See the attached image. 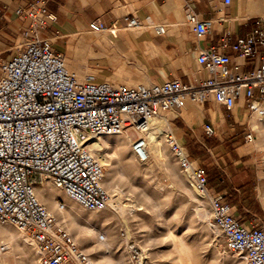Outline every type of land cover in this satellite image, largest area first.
<instances>
[{
	"label": "built area",
	"instance_id": "1",
	"mask_svg": "<svg viewBox=\"0 0 264 264\" xmlns=\"http://www.w3.org/2000/svg\"><path fill=\"white\" fill-rule=\"evenodd\" d=\"M187 10V23L196 36L208 33L211 20L198 17L189 6ZM16 12L30 23L15 52L0 60V224L33 242L39 264H89L87 254L39 201L36 189L50 183L86 211L105 210L109 196L102 186L103 166L89 148L96 138L131 135L132 153L144 162L145 137L153 120L187 102L202 104L214 98L228 110L242 102L249 116L264 117V30L259 25L249 36L235 38L228 32L218 46L199 49L196 62L207 78L197 84L168 79L132 85L97 81L92 74L75 77L65 55L53 49L50 38L40 36L57 20L46 0ZM123 22L129 29L139 27L135 17L125 16ZM89 28L113 35L117 29L95 22ZM154 29L158 34L165 31L163 25ZM228 50L250 67L243 69ZM204 131L212 136L215 128L206 124ZM162 133L180 167L189 172L193 188L208 197L227 250L241 264H264V229L242 223L223 200L225 194L208 188L205 168L171 130ZM254 133L255 128H249L245 142L253 141ZM58 208L64 210L65 203L58 202ZM127 249L133 264L143 263L145 255L138 246L127 243ZM5 250L0 241V252Z\"/></svg>",
	"mask_w": 264,
	"mask_h": 264
},
{
	"label": "crops",
	"instance_id": "2",
	"mask_svg": "<svg viewBox=\"0 0 264 264\" xmlns=\"http://www.w3.org/2000/svg\"><path fill=\"white\" fill-rule=\"evenodd\" d=\"M41 1L0 0V60L11 56L8 51L15 52L14 48L30 23L25 15L16 11ZM46 5L57 20L41 30L40 36L51 39L53 49L65 54L77 75L83 74L78 65L92 63L99 67L98 70L90 69L99 75L97 80L114 83L140 80L156 83L178 79L197 84L207 78L205 69L196 62L199 49L218 46L221 37L228 32L236 38L249 36L258 25L264 30V0H230L229 3L225 0H46ZM187 6L198 17L211 20L208 33L196 36L187 23ZM125 16L135 17L139 27L126 28ZM94 22L105 27L115 25L117 30L114 35L100 32L104 35L88 41L86 33L91 31L89 25ZM156 25L164 26L163 34L156 33ZM227 52L233 61L243 65V69L250 67L245 59L229 50ZM224 113L230 120V131L239 126L246 133L252 127V116L242 102L228 110L218 105L214 98L202 104L187 102L184 107L168 110L165 116L173 126L176 124L174 135L181 142L188 141L197 149L206 148L207 144L210 152H224L222 144L216 147L208 144L212 141L206 139L211 136L204 131V126L211 124L215 128L212 136H215V126L226 123ZM228 146L229 153L220 158L222 181L225 182L221 190L225 194L223 200L232 207L233 214L240 221L248 226L255 225L262 221V213L264 215V193L254 195L252 190H247L248 181L242 182L243 171L249 172L252 178L253 170L247 171L255 162L250 156L252 147L248 142ZM231 194L239 195L233 198Z\"/></svg>",
	"mask_w": 264,
	"mask_h": 264
},
{
	"label": "rangeland",
	"instance_id": "3",
	"mask_svg": "<svg viewBox=\"0 0 264 264\" xmlns=\"http://www.w3.org/2000/svg\"><path fill=\"white\" fill-rule=\"evenodd\" d=\"M97 34L98 36L104 35V33ZM8 52L12 53V50ZM66 62L68 64V70L77 77L76 72L72 70L74 65L70 64L67 58ZM78 66L83 70L81 76L92 74L96 80L97 77H99V75L96 76L92 73L93 69H99V67H95L92 63ZM137 83L147 82L140 80L134 81L131 84L135 85ZM164 118L168 119L167 116H164ZM225 119V124L218 127L215 126L217 134L206 139L212 141V143L208 144H212L214 147L222 144L224 152L220 150L210 152V148L207 144L206 148L197 149V147L187 143L188 141L181 142L180 140L188 150L191 158L197 160L205 168L208 175V188L211 192L221 193L222 186H225V182L222 181L223 164L220 162V158L224 157L226 153H229L228 145H230L231 148L235 145H239V143H246L244 139L245 131L243 128L238 126L230 131V120L226 116ZM261 122L264 123V117ZM167 123L168 128L163 130H171L174 134V126H176V124L173 126L170 120ZM128 136L132 139L131 135ZM108 137L111 138V136ZM184 138L188 140L187 136ZM159 139L161 140V146L163 148V158L161 162L155 163L150 159L140 162L134 156L132 150L129 149L127 156H131L136 160L135 165L137 166V170L119 166L112 172V185L118 186L123 191L121 201L127 202L128 204H136L139 209L126 215L127 228H124L121 223L115 222H113V224L102 225L101 221L104 215L109 216V213L106 211L96 213L99 219L96 224L100 233L105 234L107 231L110 233L112 239H114L109 251L86 253L85 249L90 245V240H83L82 237L77 238L78 240H74L87 254L88 258L96 262V264H133L128 253L127 243L135 244L144 252L145 258L142 264H188L186 259L183 258L180 260L177 258L172 245L171 233L175 235L176 238H182L191 248L192 264H241L236 254L227 250L222 232L219 229V232H214L200 216L199 211L201 205L195 202L187 192V189L191 191L194 189L192 181L186 171L180 167L176 157L171 152L165 138V133H162ZM227 141H229V143H227ZM236 141H238V143H236ZM129 145L131 147V142ZM248 145L252 147L250 156L255 162L252 168L250 166L247 168V171L253 170L252 178L249 172L241 171L243 174L242 182L248 181V185H246L247 190H252L254 195L257 192L264 193V128L258 127V129L255 130L254 139L248 142ZM102 152V149L97 151L96 156L101 157L99 154ZM102 166L105 177L108 170L104 164H102ZM244 185L245 183L242 186ZM240 189L243 190V188ZM58 192L59 195L56 201H63L66 208L71 206L72 211L77 213L76 216H81L77 219L78 222L80 221L83 223L84 219H87L88 216L92 214L82 209L74 201L68 199L60 190ZM193 192L196 198L202 202V205L209 212L210 221L214 224L208 197H204L194 190ZM238 195L239 194L233 196L231 194L233 198H238ZM44 205L48 207L47 204ZM262 216V221L256 222L257 224L251 226L264 229L263 213ZM8 227L16 231L14 227ZM122 233L124 236L121 235ZM71 236L74 238L73 234ZM101 236L102 234L100 237ZM0 241L2 242L1 237ZM26 246L25 252L14 251V258L11 259L9 264H39L33 247L30 244L28 245V243Z\"/></svg>",
	"mask_w": 264,
	"mask_h": 264
},
{
	"label": "bare ground",
	"instance_id": "4",
	"mask_svg": "<svg viewBox=\"0 0 264 264\" xmlns=\"http://www.w3.org/2000/svg\"><path fill=\"white\" fill-rule=\"evenodd\" d=\"M86 34L88 41H95L98 37L97 32L90 31ZM70 51H72V49H70ZM77 77H79L80 80L85 79V76L77 75ZM124 83L131 84L132 82L125 81ZM261 121H263V117L258 118L256 115H253L251 117L252 128H255V130L258 129V127L264 128V123ZM167 128L168 123L166 118H155L152 122L151 130L146 134L145 138L147 141L148 159L153 160L155 163L162 161L163 148L161 146V140L159 139V136L161 135L162 130ZM130 142L131 139L128 135H114L111 136V138L108 136L101 137L100 139L96 138L89 145L90 150L94 151L95 153L101 149L103 150L101 154L98 153L99 156L101 155V157H97V159L101 164H104L108 170L106 176H103L102 186L109 196V202L106 210L102 212H108L109 216L104 215L101 221L102 225L113 224V222H115L121 223L124 228H127L126 215L139 209L136 204H128L127 202L121 201V195L123 191L118 186L112 185L113 178L111 175L116 167L125 166L131 170H137V166L135 165L136 160L131 156H127L129 149H131L129 145ZM186 173L190 175L188 171ZM193 190L196 191L195 188ZM193 190L191 191L187 189V192L191 195L195 202L201 205L199 211L200 216L205 220V223L210 229L216 233L219 232L218 228H216V226L210 221L209 212L202 205V202L196 198ZM58 191V188L53 187L50 183H47L46 187L36 189V195L42 205H48V207L44 205L47 211L57 217L59 222L65 226L64 228L69 233L72 232L71 235L73 234L75 240H78L77 238L79 237H82L83 240L86 241L90 240V245H88V247L85 249L86 253H101L105 250L109 251L114 239H112L110 233L107 231L105 234L100 233V230L96 224V222L99 221L96 213L99 212L89 211L92 214H90L87 219H84L83 223L80 221L78 222L77 219L81 216H76L77 213L72 211L71 206L65 208V210H59L58 201H56L57 196L59 195ZM101 234L103 235V238H100ZM170 236L177 258L180 260L184 258L187 260L188 264H192L191 248L184 242L182 238H176V236L171 233ZM0 237L7 248L5 252H0V264H9L11 259L14 258L15 250L17 252H25L27 243L28 245L30 244L35 250L33 242H29L25 234L19 232L17 229L16 231L11 230L8 225L0 224ZM88 263L96 264V262L90 259L88 260Z\"/></svg>",
	"mask_w": 264,
	"mask_h": 264
}]
</instances>
